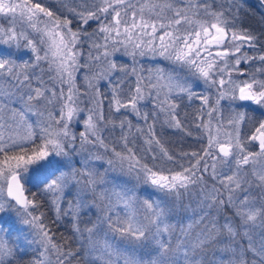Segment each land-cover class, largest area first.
<instances>
[{
    "label": "snow or ice",
    "instance_id": "obj_1",
    "mask_svg": "<svg viewBox=\"0 0 264 264\" xmlns=\"http://www.w3.org/2000/svg\"><path fill=\"white\" fill-rule=\"evenodd\" d=\"M214 3L0 0V213L17 216L35 253L26 261L20 237L0 234V264H264V119L235 103L264 109V52L246 51L264 40L242 26L240 0ZM157 58L173 67L141 63ZM185 97L200 101L190 124ZM161 120L192 146L170 151ZM117 169L135 184L109 176ZM45 207L52 225L70 218L72 237L56 238Z\"/></svg>",
    "mask_w": 264,
    "mask_h": 264
},
{
    "label": "trees",
    "instance_id": "obj_2",
    "mask_svg": "<svg viewBox=\"0 0 264 264\" xmlns=\"http://www.w3.org/2000/svg\"><path fill=\"white\" fill-rule=\"evenodd\" d=\"M241 1V0H240ZM240 18L242 21V26L246 29H249L251 31H253L254 33H256L258 36H261V40H264V6H261L259 3V0H242V2H240ZM72 27L75 29L77 27V23L75 21H73V25ZM95 27V23H92V27L89 28V31H92V28ZM84 48H86V46H84ZM246 51H248V53L251 55L253 53H261L264 52V48H257V49H247ZM116 61L119 64H125V65H129L130 66V62H128L127 60H121V59H116ZM257 62H259L257 60ZM260 65V62L258 63ZM145 68L151 67L153 66V61H144L143 63ZM154 65H160L159 63H155ZM161 66V65H160ZM241 69H245L246 71H249L248 65L246 64H241L240 65ZM116 76H120L121 73H116ZM244 77H241V79H243ZM199 106L196 104H191L188 102L187 98L185 97L183 99V101L180 104V109L178 110L181 114L182 118H185L186 115V122H188L190 124L193 114L195 113V110L198 108ZM147 110V109H146ZM151 109H149L150 111ZM249 117L254 118V119H261L260 115L257 114V112H249ZM105 115H108V111H107V107H105ZM120 114L118 113H113L114 117H118ZM129 119L132 121V124L135 125H140L141 127H145L146 125L144 124L143 120H137L135 118H133L132 116H129ZM118 122V121H117ZM251 128V124L247 123L245 125L242 126V131L243 132H248ZM108 131V135L111 134L110 139L109 140H113V134H117V140L119 139L120 136V129L119 127H117L114 131L111 130V128L107 129ZM155 130L158 136H160V138L162 139V141L165 143L166 147H168V149L170 151L173 152H179L181 149L184 150H188L192 144H193V137H189V136H185L183 133L173 129V128H169L165 125L162 124V120L160 122H158L155 126ZM193 131H195V129L193 128ZM116 141V140H113ZM143 143L142 139H137V146H141ZM111 175V174H109ZM111 177H116L111 175ZM119 177H130L128 176L126 173H121L119 175ZM127 181V179H126ZM130 185L135 184V180L132 178L131 180L128 179L127 181ZM26 188L28 189V191L26 192V195H28L30 198L32 196V192L37 193V195H39V190L36 189L33 186H27ZM149 188H146L144 186H138V191L141 194H147ZM153 198L160 197L161 195H152ZM184 203L187 204L188 203V198L185 197ZM193 207H195V204H193ZM42 211L46 212V215L48 217V219L46 220V222L49 224L50 227L53 228V230L56 232V238L58 240H60L61 243L64 242L63 237H72V230H71V224H68V220L64 219L58 226L56 225H52L51 223V218H52V213L50 211L47 210V207H45L44 209H42ZM191 214V211L189 210L188 212H184L182 213V215H187V214ZM229 215H231V211L229 210ZM62 234V235H61ZM69 243H73L71 240H69ZM74 246V244H73ZM33 255L31 253H26L23 257L25 258V260H29L31 259Z\"/></svg>",
    "mask_w": 264,
    "mask_h": 264
},
{
    "label": "rangeland",
    "instance_id": "obj_3",
    "mask_svg": "<svg viewBox=\"0 0 264 264\" xmlns=\"http://www.w3.org/2000/svg\"><path fill=\"white\" fill-rule=\"evenodd\" d=\"M250 1H253V0H250ZM49 2L54 3V0H49ZM240 2H242V0ZM221 6L227 7V4L225 3V0H215L214 7L219 8ZM85 46H86L85 51H87V45H85ZM252 50H254V49H252ZM115 59L127 60L128 62H130V66H131L132 62H131L130 58H128L126 56L117 55L115 57ZM144 61H148V62L149 61H153V66L157 62V63H159L161 65V67H165L168 70H170L173 67L167 61H165L163 59H160V58H157V59H143V60H141V63L143 64ZM258 63L259 62H257V60L252 61V64L248 65L249 71H253L254 72L255 71V67H259L260 66ZM116 75L117 74L115 73V76ZM77 80L78 81L81 80V77L79 75L77 76ZM189 81L192 84V87H193V89L195 91L200 92V93L205 91L204 84H203V82L201 80H198V79H196L194 77H190L189 76ZM101 90L102 91L105 90L104 82H101ZM209 91H213L214 92V90H209ZM235 103L236 104H245L246 107L245 108H240L239 110L240 111H246L248 116H249L248 111L249 112H257V114L260 115V116H261V112L264 111V109L253 111L252 109L256 108V106L255 105H251L250 102L236 101ZM191 104H196V105L200 106V101L199 100H194V101L191 102ZM228 104H229V101H227V100L221 101V106H222V109L224 111L225 118H227V116L229 115ZM151 108H152L151 103H146V109L149 110ZM128 115L132 116L135 119H137V117L131 115L130 113ZM260 118L264 119V117H262V116ZM76 131H77V134H78V132L80 131V127L79 126H77ZM107 131L108 130H105L104 135L107 136L110 139L111 134L108 135ZM113 137H114L113 140L117 141V134L114 133ZM106 167H108L107 164L100 165V171H103V169L106 168ZM109 174H111L113 176H116L114 178L117 180V182L126 181V179H127V181H128V179H130V180L132 179V177H119V175L121 174L119 169H117L114 172H110ZM111 175H109V176H111ZM26 185L29 186V187L32 186L31 183H28ZM32 193H34V192H32ZM149 193H151L154 196L155 195H162V194H160L158 192H155L151 188H149L147 194H149ZM156 198H157V196H156ZM94 212H95V210H93V215H92L93 219L95 218ZM187 215H191V214L188 213ZM65 219H67L69 221L68 224L70 225L71 224L70 218L66 217ZM83 219L86 220V219H88V217L84 216ZM221 223H223V218H221ZM71 227H72V225H71ZM71 230H72V228H71ZM23 231H24V225L20 222V220L17 218V216L13 212L0 213V234H6L7 236H9L11 239H14V240H16L17 237H20V239L17 240V243H19L21 245V247H23L25 250L22 253H19V255L24 256L26 253H31L32 255H34L35 253L32 251V248L27 246L25 244L24 239L22 238L21 234H22Z\"/></svg>",
    "mask_w": 264,
    "mask_h": 264
}]
</instances>
